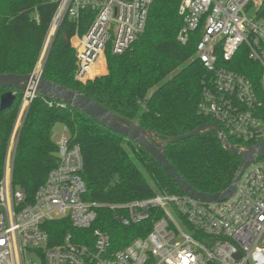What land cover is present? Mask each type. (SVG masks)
Listing matches in <instances>:
<instances>
[{
  "label": "built area",
  "instance_id": "2783aa9c",
  "mask_svg": "<svg viewBox=\"0 0 264 264\" xmlns=\"http://www.w3.org/2000/svg\"><path fill=\"white\" fill-rule=\"evenodd\" d=\"M152 2L57 0L33 72L42 75L45 59L41 55L46 46L48 53L67 17L76 25L74 78L92 79L107 50L120 54L144 32ZM262 4L263 0H179L178 4L182 17L178 40L186 43L199 31L195 55L206 73L198 109L240 149L264 140V102L252 80L227 64L243 50L258 64L264 91ZM84 11L92 16L79 34ZM34 95L22 93L6 147L0 177V264H264V162L257 159L243 170L232 196L223 201L205 202L156 189L151 196L109 205L121 226L150 220V230L122 248L111 250L109 233L98 227L81 242L67 233L60 242L50 244L44 222L68 219L73 227L88 229L104 205L83 199L82 154L65 126L54 139L56 164L32 200L26 201L23 189L13 184L17 132Z\"/></svg>",
  "mask_w": 264,
  "mask_h": 264
},
{
  "label": "trees",
  "instance_id": "16d2710c",
  "mask_svg": "<svg viewBox=\"0 0 264 264\" xmlns=\"http://www.w3.org/2000/svg\"><path fill=\"white\" fill-rule=\"evenodd\" d=\"M179 0H153L144 32L120 54L105 52L103 72L85 82L74 78L76 25L65 17L48 50L42 76L66 88L81 92L114 113L154 133L159 144L212 122L201 113L198 101L206 70L195 55L199 31L186 43L178 40L182 17ZM57 0H0V73L28 74L33 71ZM260 14H264V0ZM92 14L82 12L77 32L82 34ZM228 67L245 74L262 93L259 66L239 52ZM8 90L0 88V95ZM12 105L0 110V177L10 132L22 92H15ZM264 119V108H263ZM61 123L80 146L86 192L83 199L97 201L94 223L78 229L68 219L44 222L49 243L60 242L67 233L73 241L91 238L92 229L106 230L110 249L125 246L150 230V220L124 227L118 224L109 205L127 202L166 190L183 194L174 180L136 142L114 133L81 110L60 100L35 94L24 112L15 142L12 180L31 201L37 188L56 164L57 146L53 127ZM231 144L238 145L228 137ZM162 152L175 170L197 191L225 190L237 172L241 157L224 148L219 135L206 129L195 136L165 143ZM264 161V155L257 157Z\"/></svg>",
  "mask_w": 264,
  "mask_h": 264
},
{
  "label": "water",
  "instance_id": "95a60500",
  "mask_svg": "<svg viewBox=\"0 0 264 264\" xmlns=\"http://www.w3.org/2000/svg\"><path fill=\"white\" fill-rule=\"evenodd\" d=\"M0 88L8 89L0 95V110H5L12 105L16 98L15 92L17 90L21 91L22 93L29 91L30 93L34 94L45 95L50 98L60 100L75 109L81 110L108 130L122 135L127 140L136 142L144 151H146L155 159L157 164L160 165L174 180L180 190L193 198L205 202L223 201L232 196L239 175L247 166L253 163L258 156L264 154V140L256 142L248 146L246 149H240L231 144L225 138L222 128L215 122L201 124L188 133L169 137L165 139L163 143L159 144L154 140V133L152 131L139 126L134 121L117 115L110 109L106 108L99 102L93 100L81 92L66 88L62 85L47 80L38 72L34 73L32 71L28 74L0 73ZM206 129H212L216 131L224 148L241 157L240 166L235 173L230 185L225 190L215 193H203L194 189L175 170V168L171 165L162 152V148L165 143L176 142L191 136H195L199 132ZM238 255L239 254L237 253L236 256Z\"/></svg>",
  "mask_w": 264,
  "mask_h": 264
},
{
  "label": "rangeland",
  "instance_id": "374dc122",
  "mask_svg": "<svg viewBox=\"0 0 264 264\" xmlns=\"http://www.w3.org/2000/svg\"><path fill=\"white\" fill-rule=\"evenodd\" d=\"M46 48H47V46L45 47V52H43L42 55H41V59H46V56H47V54L45 55V53H46ZM38 59H39V58H37V61H36V63H35V66H36V64H37V62H38ZM43 65H44V64H43ZM35 66H34V67H35ZM97 66H99V68H98L99 70H100L101 67H104V72L106 71V56H105V55H104V57L100 60V62L98 63ZM100 66H101V67H100ZM101 73H103V72H97L96 75H99V74H101ZM96 75H95V76H96ZM63 130H64V126H63V124H61V123H56V124L54 125V127H53V137H54L55 135L61 133ZM263 155H264V154H263ZM258 161H263V160H261V159L259 158ZM263 162H264V161H263ZM183 229H184V230H187L186 227H183Z\"/></svg>",
  "mask_w": 264,
  "mask_h": 264
},
{
  "label": "crops",
  "instance_id": "0c3cea01",
  "mask_svg": "<svg viewBox=\"0 0 264 264\" xmlns=\"http://www.w3.org/2000/svg\"><path fill=\"white\" fill-rule=\"evenodd\" d=\"M57 135H55L53 138L55 139Z\"/></svg>",
  "mask_w": 264,
  "mask_h": 264
}]
</instances>
